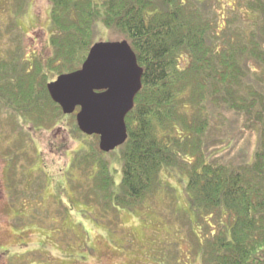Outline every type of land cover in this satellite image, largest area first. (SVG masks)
Segmentation results:
<instances>
[{
	"label": "trees",
	"instance_id": "trees-1",
	"mask_svg": "<svg viewBox=\"0 0 264 264\" xmlns=\"http://www.w3.org/2000/svg\"><path fill=\"white\" fill-rule=\"evenodd\" d=\"M27 2L11 3L12 31L23 12L14 9ZM49 2V55L30 59L17 44L0 56L1 124L10 120L21 135L24 124L43 130L64 119L46 84L80 68L103 24L131 44L144 68L143 87L126 118L119 183L106 159L115 151H101L98 135L96 148L85 145L75 153L73 189L91 185L99 208L84 216L97 223L110 220L109 213L140 209L160 187L161 172L178 170L186 174L196 213L213 215L218 224L216 233L197 243L204 264H264V0H229L226 11L215 0ZM227 112L240 131L258 135L250 162L236 164L224 155L234 140L222 132L230 123ZM226 215L228 224L222 222Z\"/></svg>",
	"mask_w": 264,
	"mask_h": 264
},
{
	"label": "rangeland",
	"instance_id": "rangeland-1",
	"mask_svg": "<svg viewBox=\"0 0 264 264\" xmlns=\"http://www.w3.org/2000/svg\"><path fill=\"white\" fill-rule=\"evenodd\" d=\"M49 1L28 0L19 11L14 9L23 11L15 16V32L10 24L14 0H0V56H7L17 44L26 48L30 59L49 55L53 29ZM227 2L215 0L213 4L226 11ZM95 39L122 37L100 23ZM227 116L230 123L222 132L234 140L230 153L227 150L224 155L236 164L250 162L258 135L240 131L237 120L228 112ZM75 124V115H67L49 129L24 124L19 135L10 120L0 122V264H204L198 245L216 233L218 224L213 215H203L202 221L196 213L186 174L181 171L163 170L160 187L140 209H122L118 217L109 213L110 220L97 223L84 216L87 212L97 215L99 208L88 189L91 185L85 182L80 192L73 189L79 172L75 171V177L70 166L83 146L96 148L92 145L96 138L80 134ZM23 138L27 139L25 145ZM96 143L99 148V138ZM106 155L119 183L120 150ZM14 158L15 187L9 190L14 184L7 181L12 178L9 169ZM229 220L226 215L222 222L228 224Z\"/></svg>",
	"mask_w": 264,
	"mask_h": 264
},
{
	"label": "water",
	"instance_id": "water-1",
	"mask_svg": "<svg viewBox=\"0 0 264 264\" xmlns=\"http://www.w3.org/2000/svg\"><path fill=\"white\" fill-rule=\"evenodd\" d=\"M82 66L48 83V91L64 114L77 107V125L87 135L97 134L102 151L109 152L128 139L126 117L143 86V67L128 40L98 41Z\"/></svg>",
	"mask_w": 264,
	"mask_h": 264
}]
</instances>
